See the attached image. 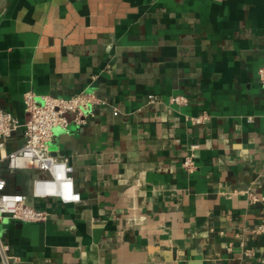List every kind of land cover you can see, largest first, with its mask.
<instances>
[{
	"label": "crops",
	"instance_id": "crops-1",
	"mask_svg": "<svg viewBox=\"0 0 264 264\" xmlns=\"http://www.w3.org/2000/svg\"><path fill=\"white\" fill-rule=\"evenodd\" d=\"M263 59L264 0H0V109L23 122L28 91L100 100L51 140L79 203L33 198L37 174L8 175L48 213L4 220L9 252L19 264H264Z\"/></svg>",
	"mask_w": 264,
	"mask_h": 264
},
{
	"label": "built area",
	"instance_id": "built-area-1",
	"mask_svg": "<svg viewBox=\"0 0 264 264\" xmlns=\"http://www.w3.org/2000/svg\"><path fill=\"white\" fill-rule=\"evenodd\" d=\"M257 79L264 88V59L257 70ZM150 99H155L150 96ZM172 103L182 104L185 98L173 96ZM25 120L20 122L11 112L0 109V149L8 141L21 134V146L0 156V224L6 219L25 223L46 221L48 213L36 208L24 194L9 189L8 175L14 172L37 174L30 179L33 198H55L63 204L79 203L80 194L75 191L72 167L67 158H58L51 150V140L55 130L66 131L69 119L77 125H86L94 117V109L100 104L95 91L82 90L70 97L37 96L33 91L23 95ZM115 116L117 111L113 113ZM198 123L199 118L193 119ZM20 136V135H19ZM196 145L190 146L189 153L182 161V167L192 172L195 167L194 151ZM45 173V177L39 176ZM264 233V222L256 229ZM0 264H19V258L9 252V248L0 237Z\"/></svg>",
	"mask_w": 264,
	"mask_h": 264
}]
</instances>
